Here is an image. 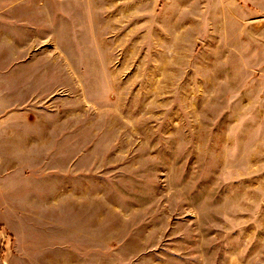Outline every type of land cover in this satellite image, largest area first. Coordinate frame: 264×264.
<instances>
[{
  "label": "rangeland",
  "instance_id": "1",
  "mask_svg": "<svg viewBox=\"0 0 264 264\" xmlns=\"http://www.w3.org/2000/svg\"><path fill=\"white\" fill-rule=\"evenodd\" d=\"M0 58V264H264V0H0Z\"/></svg>",
  "mask_w": 264,
  "mask_h": 264
},
{
  "label": "crops",
  "instance_id": "2",
  "mask_svg": "<svg viewBox=\"0 0 264 264\" xmlns=\"http://www.w3.org/2000/svg\"><path fill=\"white\" fill-rule=\"evenodd\" d=\"M9 69V66L6 69L4 67L0 68V74H8L10 72ZM0 87H3L2 94L0 93L1 106L3 102L2 98H5V85H0ZM2 112H0V127L10 122V117L2 115ZM4 134L5 128L2 127L0 129V136ZM7 152H10L9 148H0V209L9 210L11 207H8L7 204L22 205L23 203H42L44 195L42 185L33 179H26L23 175H20L21 166L18 163H15V169L11 171V168H8L9 164L7 161L10 159L8 158ZM10 155L14 156V153L11 152Z\"/></svg>",
  "mask_w": 264,
  "mask_h": 264
}]
</instances>
